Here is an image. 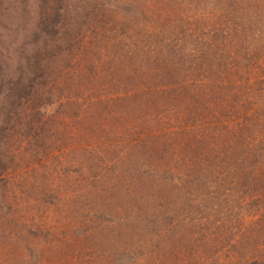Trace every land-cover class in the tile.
Listing matches in <instances>:
<instances>
[{
  "label": "rangeland",
  "instance_id": "374dc122",
  "mask_svg": "<svg viewBox=\"0 0 264 264\" xmlns=\"http://www.w3.org/2000/svg\"><path fill=\"white\" fill-rule=\"evenodd\" d=\"M53 1L0 0V127H34L8 140L0 264L263 260L264 0H65L57 35ZM34 77L49 119L6 99Z\"/></svg>",
  "mask_w": 264,
  "mask_h": 264
},
{
  "label": "trees",
  "instance_id": "16d2710c",
  "mask_svg": "<svg viewBox=\"0 0 264 264\" xmlns=\"http://www.w3.org/2000/svg\"><path fill=\"white\" fill-rule=\"evenodd\" d=\"M41 1V0H40ZM49 0H42L43 4H45L46 2H48ZM85 4V6L89 7L91 0H80L78 2L77 7L73 8V12L75 14H80V9L85 7L83 6V4ZM40 5L42 8V12H41V25L43 24L44 28L46 30L49 31V33H51L52 35H57L60 32V28L62 26V21L64 19V15H67L68 10H67V4L65 2V0H54L52 3H50L49 5L45 6L44 5ZM69 8H70V0H69ZM76 17L74 16L72 18L71 12L69 10V32H71L72 30H70L72 28V23L71 21H76L75 20ZM218 27V30H216V28ZM214 27L215 31L213 32V38H211V40L213 41L212 43V47L213 48H217L218 46H220V36H223V32H227L228 34H230V26H226V29L224 28L225 26H217ZM233 33H237V29L233 28L231 29ZM158 42V40H156ZM230 43V41H229ZM161 45H164L163 48H168V53H171L172 47H174L175 45H170L167 44L164 40H162L160 42V44L154 45V52L157 53L158 55H161L159 57H156V60H158L160 57H162V54L164 53L162 50L159 51V48ZM205 44H202L199 46V50L201 54L206 53L205 55H207V53H209V48L204 46ZM223 47L225 45H222ZM207 50V52H206ZM158 51V52H157ZM154 57V56H153ZM244 60L249 59L246 57H243ZM251 60H253V58H251ZM44 61L42 63H40L43 65H47L48 63H52V60L49 62V59L45 62V60H41ZM37 65H39V63H37ZM44 67V66H43ZM221 74L220 69H218V75ZM41 78V77H39ZM242 79V77H241ZM240 79V80H241ZM37 78L34 77L33 79H31L29 81V84L27 86H22L21 87V83L18 81L16 83L13 84L12 87H10V92L8 93L9 96L6 98L7 100H9V103L11 105H16V108L19 105H22L28 101H36L39 102L40 104H42L43 106L40 107V114L45 111L46 113L44 114V116L49 119L52 117L53 112L51 111V109L49 110V108H51L52 106H54V102H55V98H54V92L49 91L48 93L45 94V92L42 91V86L43 85H38L37 83ZM44 83V81H42ZM13 83V81L9 80L8 84ZM11 86V85H10ZM20 86V87H18ZM2 89V88H1ZM14 91L16 94H14ZM50 93V96L47 97V95ZM44 96V97H43ZM7 112H5V119H6V123L5 125H2V127H0V177L3 176V173L6 171L7 169V164H8V150L9 147H7L8 145V140H9V136L10 134H17L20 133L22 131H26V134L29 135L31 133V131L34 130V127L30 124L25 125L26 122L22 121V117H19V114H16L17 111L15 110H6ZM15 114V115H12ZM44 119V120H46ZM31 156L33 158H36V156H38V154H36V152L34 151L33 153H31ZM39 160V159H38ZM13 162L16 164V159H13ZM106 175L105 171H103L101 169V174L100 176H104ZM257 184H259V180L257 182ZM52 192L53 195V188L50 190ZM52 203V202H51ZM124 242V240H122ZM127 241V240H126ZM183 264V263H182ZM251 264H264V259L263 260H255L253 263Z\"/></svg>",
  "mask_w": 264,
  "mask_h": 264
}]
</instances>
